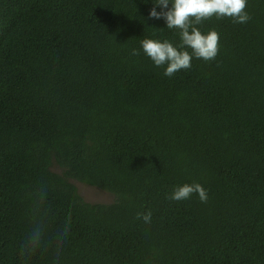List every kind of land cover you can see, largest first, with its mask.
<instances>
[{"label":"trees","instance_id":"trees-1","mask_svg":"<svg viewBox=\"0 0 264 264\" xmlns=\"http://www.w3.org/2000/svg\"><path fill=\"white\" fill-rule=\"evenodd\" d=\"M153 2L0 0V264H264V0L171 77Z\"/></svg>","mask_w":264,"mask_h":264},{"label":"clouds","instance_id":"clouds-1","mask_svg":"<svg viewBox=\"0 0 264 264\" xmlns=\"http://www.w3.org/2000/svg\"><path fill=\"white\" fill-rule=\"evenodd\" d=\"M153 4L149 18L164 19L168 29H178L181 44L174 46L168 40L145 38L141 41V46L155 66L166 65L164 75L169 77L180 70L189 69L193 57L209 61L218 54L219 34L215 30L203 33L198 27L205 20L215 16L217 19L228 17L235 23H246L250 19L245 11L247 0H154ZM157 5L161 8L159 12L156 10ZM132 54L138 55L139 52L133 49ZM193 194H198L202 202L207 201V191L199 183L177 186L168 198L180 201ZM151 216V210L137 213V219L142 218L145 223H150ZM37 239L34 234L33 242Z\"/></svg>","mask_w":264,"mask_h":264},{"label":"rangeland","instance_id":"rangeland-1","mask_svg":"<svg viewBox=\"0 0 264 264\" xmlns=\"http://www.w3.org/2000/svg\"><path fill=\"white\" fill-rule=\"evenodd\" d=\"M81 196L88 202L109 203L113 200V196L105 190L98 189L77 181H74Z\"/></svg>","mask_w":264,"mask_h":264}]
</instances>
